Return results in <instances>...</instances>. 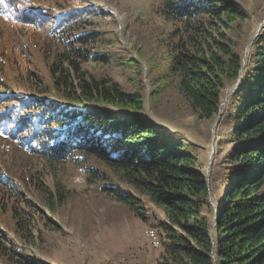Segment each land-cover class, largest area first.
<instances>
[{
    "label": "trees",
    "instance_id": "16d2710c",
    "mask_svg": "<svg viewBox=\"0 0 264 264\" xmlns=\"http://www.w3.org/2000/svg\"><path fill=\"white\" fill-rule=\"evenodd\" d=\"M0 2L10 9L11 20L45 24L51 16L46 9L34 11L17 7L13 1ZM98 11L85 5L64 17L54 16L49 34L61 50L50 70L60 99L0 95V129L54 163L77 159L76 150L92 153L147 196L164 214L159 222L164 250L158 264H264V40L253 47L249 65L240 71L242 54L229 34L247 19L246 8L238 0H160L157 12L174 27L159 30L157 24L154 29L158 46L168 53L167 64L156 74L157 93L165 89L171 75L176 76L180 90L201 118L218 114L223 90L241 76L231 96L228 117L234 144L224 158L217 195L215 245L212 222L205 212L210 190L205 170L197 166V146L139 113L144 111V92L128 91L110 76L81 69L89 56L86 45L98 34L97 21L89 17ZM114 53L94 57L109 62ZM125 62L138 64L136 60ZM147 62L152 73L153 66ZM153 87L155 94L157 86ZM7 101L15 104L6 106ZM39 174L23 176L25 185L4 177V184L19 195L14 198L22 202L21 206L13 204V214L24 243L38 238L34 211L22 209L29 202L26 194L40 192L49 204L55 197L48 194L45 174ZM55 187L57 201H63L65 188L60 182ZM115 195L146 218L138 197L124 192ZM11 247L13 251L0 244L4 264L35 263L17 250L16 242Z\"/></svg>",
    "mask_w": 264,
    "mask_h": 264
},
{
    "label": "rangeland",
    "instance_id": "374dc122",
    "mask_svg": "<svg viewBox=\"0 0 264 264\" xmlns=\"http://www.w3.org/2000/svg\"><path fill=\"white\" fill-rule=\"evenodd\" d=\"M6 1L9 4L13 1L17 7H28L32 2L48 10L51 16L46 18L45 24H39V21L25 23L18 19L11 20L10 9L0 6V95L11 93L19 98L35 95L60 99L50 70L57 52L61 50V46L52 43L49 34L55 24L54 16L61 11L71 10L68 12L70 14L72 10L85 5L98 8V13L89 17L97 21V26H94L98 31L97 38L86 45L89 56L82 62L81 69L94 75L110 76L128 91L144 92L143 115L168 132L178 133L194 143L197 146V166L205 172L213 143L209 206L205 207L212 229V203L217 204L224 158L234 144L232 122L228 116L231 96L238 86L229 93L215 127L218 114L210 119L201 118L180 90L176 76L171 75L165 89L157 93L156 74L167 64L168 53L158 46L154 29L157 24L161 26L159 30H172L174 27L157 12L160 0ZM238 1L246 8L248 17L229 34L243 60L250 39L256 35L264 20V0ZM80 28L79 32L84 31L85 27ZM263 40L264 24L247 49L248 61L244 69L250 63L253 47ZM109 51L115 52L109 62L94 57ZM122 53L123 57L120 58ZM124 55H127V60ZM129 60H136L138 64L133 66L125 62ZM148 60L154 69L152 73ZM237 81L228 83L223 90L222 100L226 90ZM153 86H157L155 94ZM6 104L10 107L15 102L7 101ZM74 157L77 159L68 158L54 163L50 158L33 152L21 138L12 137L0 129V244L12 250L11 244L16 242L18 251L35 260V263L28 264H158L164 250L159 226L163 211L147 196L124 182L96 155L76 150ZM37 171L45 174L48 194L53 193L55 197L53 203L49 204L40 192L26 194L29 202L27 205L24 203L22 209L34 211V234L38 238L34 243H24L16 232L17 223L13 214V204L18 202L21 206L22 202L14 198L19 195L4 184V177L25 185L22 177L27 174L38 176ZM213 177L215 180L211 182ZM56 182L65 188L66 196L60 202L57 201ZM119 192L138 197L146 218L139 217L125 202L118 200L115 194ZM149 231L156 234L157 244L147 234ZM216 231L217 227L214 230L215 239ZM14 256L17 258V255ZM0 264H4L1 256Z\"/></svg>",
    "mask_w": 264,
    "mask_h": 264
},
{
    "label": "water",
    "instance_id": "95a60500",
    "mask_svg": "<svg viewBox=\"0 0 264 264\" xmlns=\"http://www.w3.org/2000/svg\"><path fill=\"white\" fill-rule=\"evenodd\" d=\"M263 24H264V20L260 23V25H259V27L257 29L256 35L250 39V41H249V43L247 45V48L253 43V41L255 40V37L258 35L259 30L261 29V27L263 26ZM247 48H246V50H247ZM246 50H245V53H246ZM245 53H244V56H243L242 67H241V70L240 71H243V69H244V67L246 66V63H247V59H246ZM240 80H241V76L238 77V81H237V83L234 86H232V87H230V88H228L226 90V96L221 101L220 109H219V112H218V116H217V118H216V120L214 122V127L219 122V119L221 117V113H222V110H223V106H224L225 102L227 101V98L229 96V93H231L233 90L236 89V87L238 86ZM139 113L143 115V112H139ZM214 137H215V135H214ZM211 148L212 149L210 151V160H209V163H208L207 168H206L209 190H210V183H209L210 166H211V163L213 161V152H214V145H213V143H212V147ZM209 194H210V191H209ZM212 204L214 206V217H213V226H212V229L210 230V233H211V236H212V242L215 245L216 244V239L214 238V230L216 229L217 224H218V221H219V213H218L219 207H218L217 204L216 205L214 203H212ZM213 255L216 256L215 252H213Z\"/></svg>",
    "mask_w": 264,
    "mask_h": 264
},
{
    "label": "bare ground",
    "instance_id": "6f19581e",
    "mask_svg": "<svg viewBox=\"0 0 264 264\" xmlns=\"http://www.w3.org/2000/svg\"><path fill=\"white\" fill-rule=\"evenodd\" d=\"M251 46V45H250ZM249 46V47H250ZM248 49V48H247ZM247 50H246V53H245V56H246V59H248V56H247ZM248 61V60H247ZM212 149V148H211ZM153 240H154V242H155V244H157L158 243V241H157V237H156V234L153 232V231H149V233H147Z\"/></svg>",
    "mask_w": 264,
    "mask_h": 264
},
{
    "label": "crops",
    "instance_id": "0c3cea01",
    "mask_svg": "<svg viewBox=\"0 0 264 264\" xmlns=\"http://www.w3.org/2000/svg\"><path fill=\"white\" fill-rule=\"evenodd\" d=\"M163 217H164V215H163Z\"/></svg>",
    "mask_w": 264,
    "mask_h": 264
}]
</instances>
